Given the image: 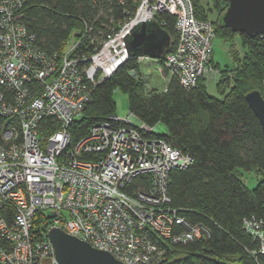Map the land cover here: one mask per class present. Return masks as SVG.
I'll use <instances>...</instances> for the list:
<instances>
[{
	"label": "built area",
	"instance_id": "built-area-1",
	"mask_svg": "<svg viewBox=\"0 0 264 264\" xmlns=\"http://www.w3.org/2000/svg\"><path fill=\"white\" fill-rule=\"evenodd\" d=\"M25 2L0 0V264H59L53 228L123 264H165L167 242L210 238L171 206L170 173L194 159L167 137H151L155 126L130 112L77 139L71 130L93 90L129 61L128 30L161 13L176 16L177 44L158 73L187 90L214 79L213 22L197 18L193 0H141L117 30L90 41L92 54L73 55L86 26L71 49L50 56L23 22ZM244 228L260 240L252 255H264L262 222L247 219Z\"/></svg>",
	"mask_w": 264,
	"mask_h": 264
},
{
	"label": "trees",
	"instance_id": "trees-1",
	"mask_svg": "<svg viewBox=\"0 0 264 264\" xmlns=\"http://www.w3.org/2000/svg\"><path fill=\"white\" fill-rule=\"evenodd\" d=\"M140 1L26 0L23 22L37 38V46L50 56L68 50L73 32L77 41L86 26L91 28L74 51L73 55L81 57L95 51L91 40L96 44L128 21ZM193 1L197 18L211 20L216 38L231 42L235 66L219 70V89H228L226 97L210 96L204 81L187 90L176 77L167 91L148 89L140 74L139 57H130L93 90L84 116L73 123L71 131L75 139L83 137L95 123L117 115L114 94L118 90L127 94L129 111L141 122L165 127L166 134L151 137H167L175 148L193 157L190 167L170 173L171 206L182 209L191 224L204 225L211 232L210 238L164 244L168 254L165 264H264L263 254L254 257L251 253L259 250L260 240L244 228V222L254 218L264 229V133L246 99L253 90L264 97V35L248 37L223 27L220 16L229 0H209L205 5L202 0ZM209 12H217V19L212 20ZM156 21L170 33L173 50L176 16L161 13ZM236 36L241 39L243 55L235 49ZM242 170L262 175L254 190L244 184Z\"/></svg>",
	"mask_w": 264,
	"mask_h": 264
},
{
	"label": "water",
	"instance_id": "water-1",
	"mask_svg": "<svg viewBox=\"0 0 264 264\" xmlns=\"http://www.w3.org/2000/svg\"><path fill=\"white\" fill-rule=\"evenodd\" d=\"M220 23L234 33L248 37L264 35V0H229L227 10L220 16ZM130 57L166 58L171 52L172 37L158 21L139 22L123 38ZM246 99L260 121L264 133V97L259 90L246 94ZM59 264H123L107 251L99 250L70 236L61 228L48 232Z\"/></svg>",
	"mask_w": 264,
	"mask_h": 264
},
{
	"label": "rangeland",
	"instance_id": "rangeland-1",
	"mask_svg": "<svg viewBox=\"0 0 264 264\" xmlns=\"http://www.w3.org/2000/svg\"><path fill=\"white\" fill-rule=\"evenodd\" d=\"M204 5L207 4V2H209V0H202ZM207 7L212 8L211 4H208ZM210 18L212 20H216L218 14L217 12H209ZM234 44H235V49L241 53L242 55L244 54V50H243V45L241 42V39L239 37H235L234 38ZM76 40V35H74V32L72 33L71 38L68 41L67 47L68 50L72 48L73 44L75 43ZM213 47H212V61L216 64L219 65V67L217 69L218 73L216 75V77L210 81H208V83H206V90L207 93L212 96L215 97L217 99H223L226 97V95L228 94V89H219V81L222 78V74H220L219 70H223V69H229L232 70L233 67L235 66V61H233V57L231 55V42H226L224 40H222L219 37H215L213 39ZM154 60V59H152ZM152 60H144L141 61V63L139 64L140 66V70L142 71L141 76L143 77L146 86L150 89L156 88L159 89V91H163V87L164 85L167 83L166 81H164V78L158 73L157 69L159 68V64L158 67H156L155 65H151L149 64L150 61ZM128 95L125 94L124 92H122L121 90L116 91L114 94V100L116 101V114L118 117H127L130 115V111H129V100H128ZM243 174V181L244 184L247 185V187L250 190H254L257 187L258 182L262 179V175L257 172V171H240Z\"/></svg>",
	"mask_w": 264,
	"mask_h": 264
},
{
	"label": "crops",
	"instance_id": "crops-1",
	"mask_svg": "<svg viewBox=\"0 0 264 264\" xmlns=\"http://www.w3.org/2000/svg\"><path fill=\"white\" fill-rule=\"evenodd\" d=\"M152 59H154V58H150V59H148V60H152ZM159 60L158 59H154V60H152V61H150V63L149 64H151V65H155L156 67H158V65L157 64H159V62H158ZM157 71H158V69H157ZM142 73V71L140 70V74ZM164 78V81H166L167 83L164 85V89H163V91H161V92H164L165 91V89L167 88H169L168 87V85H169V83L171 82V77L170 76H164L163 77ZM147 87V86H146ZM148 88V87H147ZM148 89H150V88H148ZM156 89V88H155ZM157 90H159V89H157ZM155 132L156 133H160V134H166L167 132H166V129H165V127L163 126V125H157V126H155Z\"/></svg>",
	"mask_w": 264,
	"mask_h": 264
}]
</instances>
